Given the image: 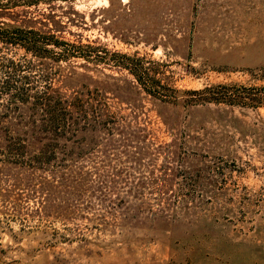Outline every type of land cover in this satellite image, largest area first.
<instances>
[{
  "label": "rangeland",
  "instance_id": "obj_1",
  "mask_svg": "<svg viewBox=\"0 0 264 264\" xmlns=\"http://www.w3.org/2000/svg\"><path fill=\"white\" fill-rule=\"evenodd\" d=\"M0 24L93 46L0 40L22 62L0 89L49 92L0 93V264H264V103L164 100L113 53L166 85L251 95L264 0H0Z\"/></svg>",
  "mask_w": 264,
  "mask_h": 264
},
{
  "label": "trees",
  "instance_id": "obj_2",
  "mask_svg": "<svg viewBox=\"0 0 264 264\" xmlns=\"http://www.w3.org/2000/svg\"><path fill=\"white\" fill-rule=\"evenodd\" d=\"M38 39L42 43H49L52 45H58L59 50H55L53 56H83L90 58L93 55V46L89 43H74L68 42L64 39H57L53 33H40L32 28H22L18 26H11V28L2 26L0 24V40L4 42L17 43L23 47V49L32 56H43L42 53L48 50L47 47L38 45ZM118 58L114 59V64L124 67L129 71L134 80L142 86L143 89L157 95L164 100H176L178 93L184 94L181 99L185 102H201L207 100L219 101L223 100L229 103L233 102H247L252 105L264 103V90L251 95H244L240 91L227 90L226 84H211L204 85L200 88H186L180 89L175 86L166 85L160 82V77H156L147 67L139 62V57L131 56L125 52H113ZM32 59H28V62ZM22 62L14 60V58L4 55L0 52V67H19ZM18 78L23 82H27V74H19ZM241 87V86H240ZM264 87V86H263ZM47 86L38 90H31L24 86H18L15 89H11L8 86L7 79H4L1 85L0 93L3 91L9 100L22 101L31 97L33 100L41 102L43 106L48 104ZM264 89V88H263Z\"/></svg>",
  "mask_w": 264,
  "mask_h": 264
}]
</instances>
